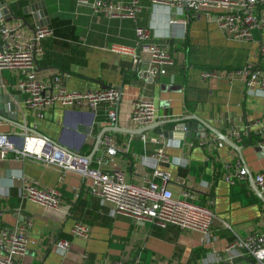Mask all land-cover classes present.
Here are the masks:
<instances>
[{
	"label": "crops",
	"instance_id": "crops-1",
	"mask_svg": "<svg viewBox=\"0 0 264 264\" xmlns=\"http://www.w3.org/2000/svg\"><path fill=\"white\" fill-rule=\"evenodd\" d=\"M5 1L11 7L21 0ZM24 1L27 3L23 7V16L32 25L41 22L38 7L44 3L50 22L58 17L70 19L76 26L77 37H58V43L51 37L42 41L46 56L40 62V74L45 76L61 71L68 75L64 82L70 90L110 85L123 87L118 125L124 129H138L130 123V115L135 99L140 96L153 98L159 113L167 120L195 115L224 134L230 127L243 130L264 119V89L247 90L242 77L232 80L201 76L207 65L235 69L253 61L264 68V57L260 53L264 29L254 30L250 40L236 38L214 20L213 13L195 12L187 6L155 5L151 0H140L143 11L137 21L94 15L90 7H78L75 0ZM174 14L179 19H188L187 26L171 24L169 19ZM137 25L148 28L150 42L167 45L176 57V63L168 66L167 74L155 77L126 75L133 67V53L116 50L112 45L134 48L142 59V66L147 67L149 54L138 41ZM13 88L9 99L18 107V119L0 114L1 134L21 137L27 132L37 135L38 131L56 141L62 149L77 150L93 158L103 151L104 145L100 143L97 148L96 141L107 128L105 107L99 109L95 119L85 109H65L59 105L46 109L39 117L22 106L18 92ZM4 93L11 96L6 90ZM10 104L7 103V107ZM5 112L14 113L9 108ZM185 122L193 129L192 138L187 132H176L179 123L175 122L145 132L146 140L141 134L115 133L122 150L114 156L112 166L123 169L126 178L133 182L141 181V177L154 167L183 178L196 201L209 202L219 217L207 239L197 231H182L177 227L162 229L124 215L113 216L111 207L92 193L91 179L77 171L33 157L0 156V227L24 226L29 245L22 264H101L106 259L134 258L138 254L141 255L140 264H204L218 254H224L234 238V231L246 235L262 228L264 201L252 188L250 179H239L232 185L224 176L228 164L237 160L252 172L264 171V157L257 156L254 144L242 145V160L237 151L219 140L209 128L200 132L196 130L198 122ZM81 127L92 130L86 134ZM169 132L181 137H171ZM198 133H201L200 137L195 136ZM159 147L169 153V163L150 157ZM57 149L48 144L45 152ZM58 158L68 160L69 155L60 151ZM27 178L44 186L57 187L63 195L62 207L54 210L23 200L20 193ZM245 183L252 190L242 191L247 187ZM171 187L175 196L181 195L183 186L173 183ZM77 219L89 223V237L72 233ZM221 220L229 223L232 230ZM60 238L70 241L67 250L57 247L56 241ZM123 243H127L125 248ZM131 243L140 245L128 255L127 251L133 249ZM234 264L250 263L237 259Z\"/></svg>",
	"mask_w": 264,
	"mask_h": 264
},
{
	"label": "built area",
	"instance_id": "built-area-1",
	"mask_svg": "<svg viewBox=\"0 0 264 264\" xmlns=\"http://www.w3.org/2000/svg\"><path fill=\"white\" fill-rule=\"evenodd\" d=\"M155 5L185 7L195 12L207 11L213 13L214 20L230 35L240 39L250 40L253 32L264 29V0H151ZM78 7L88 6L94 15L108 18H122L137 21L143 11L140 0H75ZM171 24L181 23L187 26L188 19H179L176 14L169 19ZM30 29L23 20L8 21L0 9V86L11 94V87L16 90L22 106L42 117L44 111L53 106L65 109L77 107L87 110L94 118L99 109L106 108V130L101 137L104 149L94 158L83 155L77 150L65 153L68 160L59 159V150L45 152L48 142L36 133H25L23 136H13L0 133V156L16 158L33 157L48 164H57L64 169L81 173L91 179L90 189L93 194L108 204L114 215H124L136 221L148 222L162 229L177 227L182 231H197L206 239L219 220L210 203L200 204L196 201L193 191L185 186L183 178L173 177L162 168L154 167L146 172L141 181L133 182L126 178L125 171L112 166L114 156L122 148L117 144L115 133L110 128L118 124V108L122 91L118 85L88 90H70L65 84L61 71L45 76L40 74L39 65L46 56L42 41L54 35L50 23L34 25ZM136 34L139 43L149 54L148 66H142V59L134 48L126 45L113 44L116 50L133 53L132 69L141 77H155L167 74V68L176 63V57L167 45L150 42L147 27L137 25ZM260 53L264 57V42L260 43ZM204 79L242 77L247 90L264 89V68L257 62H248L243 67L229 69H203ZM167 120L159 113L156 101L148 96L135 99L130 115V123L137 128L152 125ZM135 127V128H136ZM255 134L254 145L264 146V119L257 120L252 125L240 130L230 127L227 135L237 144L245 137ZM147 139L145 133L141 134ZM156 140V139H154ZM99 143V144H100ZM203 145L204 143L201 142ZM79 150V149H78ZM62 153V152H61ZM162 163L170 162V155L164 147H159L150 156ZM96 163V165H94ZM252 175L256 186L264 194V171H249L241 160L228 164L225 179L235 184L239 179ZM183 186L180 196H175L171 185ZM23 200L41 204L47 208L59 210L63 205L62 192L57 187L44 186L35 179L27 178L21 190ZM212 203V200H211ZM264 220V209L262 211ZM222 224L231 229L229 223ZM232 230V229H231ZM72 233L87 238L91 226L83 220H75ZM29 245L24 226L15 228L0 227V264H22ZM57 247L67 250L71 243L66 238L56 241ZM242 259L250 264H264V226L257 230L240 235L234 231V238L228 243L224 254H218L204 264H234ZM130 261V262H128ZM141 255L134 258L121 257L106 259L101 264H140Z\"/></svg>",
	"mask_w": 264,
	"mask_h": 264
},
{
	"label": "water",
	"instance_id": "water-1",
	"mask_svg": "<svg viewBox=\"0 0 264 264\" xmlns=\"http://www.w3.org/2000/svg\"><path fill=\"white\" fill-rule=\"evenodd\" d=\"M39 15L41 16V24H47V23H50V19H49V16H48V11L47 9L45 8V4L44 3H40L39 4ZM0 9H1V12L2 14L5 15V18L8 20V21H11L13 19H21L24 21V23L30 28V29H34L35 26L32 25L31 23H29L26 19V17L24 16H16L13 12V10L11 9L10 6L7 5L6 1L5 0H0ZM38 17V15H35V17ZM120 90L122 91L123 90V87H120ZM9 95H6L4 93V90L2 88V86H0V114L1 115H7V117L11 118V119H15L17 120L18 119V107L16 105H14V103L11 102V100L9 99ZM7 103H11L10 106L7 107ZM120 104V101L118 103V105ZM11 109L12 111H14V113H10L7 114L5 111L6 109ZM185 120L187 121H196L198 122V125H197V131H200V132H205L206 128H209L211 131H213L215 133V135L218 137L219 140L223 141L224 143H226L227 145H229L230 147H232L235 151H237V153L239 154L240 158L242 160H244V156H243V149H244V146L242 145H239L237 144L234 140H232L227 134H224L222 131L210 126L209 124H207L206 122H204L203 120H201L200 118H198L197 116L195 115H192L190 117H187V118H183V119H173V120H162V121H159V122H156L152 125H149V126H145V127H140L138 129H124L122 127H120L118 124L112 128H110V130L112 131H118V132H125V133H131V134H143L151 129H154V128H157V127H160L161 125H165L167 123H171V122H175V123H179V126L177 127V131L176 132H182L185 134V132H187V136L188 137H193L194 133L192 132L193 129L191 128V125H189V123L185 122ZM82 131H84V133L86 134H89L92 130L91 127H81ZM189 131V132H188ZM37 134L43 138H45L48 142L49 145H51L52 147H58V149L62 152V153H71V152H74L72 151L71 149H67L66 147H64L65 149H62L61 147H59L58 143L52 139H50L49 137H47L46 135L42 134L41 132H38L36 131ZM105 130H103L101 132V134H99L98 136V139L96 141V145H97V148H98V145L99 143L101 142V137L102 135L104 134ZM200 134L201 133H198L197 137H200ZM205 134V133H204ZM168 135V133H167ZM176 133H172V132H169V136L173 137L175 136ZM205 136V135H204ZM176 137L180 138V134L177 133ZM80 150V148H78ZM254 149L257 153V156L259 158H262L264 157V146H261V145H254ZM91 157V156H89ZM249 171L250 169L248 167H246ZM249 179H250V182H251V185H252V188L254 189V191L257 193V195L264 201V194L263 192L256 186V183L254 181V178L252 177V175L249 176Z\"/></svg>",
	"mask_w": 264,
	"mask_h": 264
},
{
	"label": "trees",
	"instance_id": "trees-1",
	"mask_svg": "<svg viewBox=\"0 0 264 264\" xmlns=\"http://www.w3.org/2000/svg\"><path fill=\"white\" fill-rule=\"evenodd\" d=\"M26 3H27L26 1L21 0L19 3L13 4L11 6V8H12V10L16 16H23V7L26 5ZM17 6H19V7H17ZM50 25L54 30V35L51 38H55L56 40L54 39V41L57 43L60 42L59 39H57L58 37H62V36H67L70 38L77 37V35L75 34L76 33V26L72 23V21L70 19H61V18L55 17L52 19V22ZM217 68H229V67H213V66H209V65L204 67V69H217ZM126 75L138 77L137 72L134 71L132 68H130L126 71ZM158 128H160V127H157V129ZM255 138H256V135L253 133L250 136L245 137L243 139V141L240 143V145H253L255 143ZM127 154H129V153H127ZM245 188L246 189L242 188V191L245 192L247 190H252L249 188L248 185H247V187L245 186ZM254 196L258 202H261L259 197H257L255 194H254ZM200 204H206V202L202 201Z\"/></svg>",
	"mask_w": 264,
	"mask_h": 264
},
{
	"label": "rangeland",
	"instance_id": "rangeland-1",
	"mask_svg": "<svg viewBox=\"0 0 264 264\" xmlns=\"http://www.w3.org/2000/svg\"><path fill=\"white\" fill-rule=\"evenodd\" d=\"M111 211H113L112 209H111ZM112 215L114 216V213H112ZM131 234V233H130ZM124 240V239H123ZM128 240H130V239H128ZM128 240H126V242L128 241ZM128 243V242H127ZM127 243H123V246H124V248H125V245L127 244ZM131 245H132V247H133V249L131 250H129V251H127V253H129L128 255H131L132 254V252L140 245L139 243H135V244H132L131 243ZM124 255V254H123Z\"/></svg>",
	"mask_w": 264,
	"mask_h": 264
}]
</instances>
